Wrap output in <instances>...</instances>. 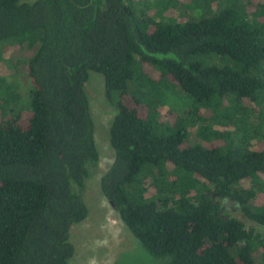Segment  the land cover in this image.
<instances>
[{"label":"trees","instance_id":"16d2710c","mask_svg":"<svg viewBox=\"0 0 264 264\" xmlns=\"http://www.w3.org/2000/svg\"><path fill=\"white\" fill-rule=\"evenodd\" d=\"M136 1L0 0V43L39 44L26 99L0 75V264L74 255L99 162L90 72L115 110L100 190L134 238L164 264H264V0Z\"/></svg>","mask_w":264,"mask_h":264},{"label":"rangeland","instance_id":"374dc122","mask_svg":"<svg viewBox=\"0 0 264 264\" xmlns=\"http://www.w3.org/2000/svg\"><path fill=\"white\" fill-rule=\"evenodd\" d=\"M136 9L138 13L142 11L144 15L154 16L161 7L155 3V0H142L137 4ZM156 19L159 17L156 16ZM38 45L35 42L30 45L28 35L0 43V75L7 73V84L22 99L27 98L26 94L31 89L26 68ZM154 78H158L157 73L154 74ZM85 89L95 124L99 162L97 169L86 181L83 192L88 208L87 217L81 223L73 225L70 230V242L74 247V255L69 264H164L165 259L151 256L134 238L101 193L100 177L113 162V150L108 133L115 110L105 100L104 83L99 74L90 72ZM163 109L165 106L159 108L162 115L166 112ZM218 203L224 215L235 217L247 225L254 226V223L248 220L240 207L233 202L218 201Z\"/></svg>","mask_w":264,"mask_h":264}]
</instances>
